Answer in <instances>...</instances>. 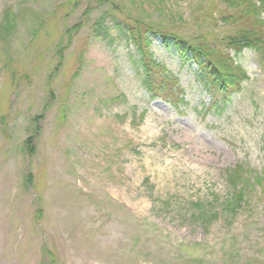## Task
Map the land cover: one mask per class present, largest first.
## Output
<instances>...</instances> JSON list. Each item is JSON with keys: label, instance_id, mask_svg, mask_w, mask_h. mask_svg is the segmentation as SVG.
<instances>
[{"label": "rangeland", "instance_id": "1", "mask_svg": "<svg viewBox=\"0 0 264 264\" xmlns=\"http://www.w3.org/2000/svg\"><path fill=\"white\" fill-rule=\"evenodd\" d=\"M8 10L0 264H264V62L222 45L221 0H0V24ZM137 23L229 55L249 79L213 108L198 66L150 33L178 107L148 88ZM237 165L257 182L233 214Z\"/></svg>", "mask_w": 264, "mask_h": 264}, {"label": "trees", "instance_id": "2", "mask_svg": "<svg viewBox=\"0 0 264 264\" xmlns=\"http://www.w3.org/2000/svg\"><path fill=\"white\" fill-rule=\"evenodd\" d=\"M225 11H219L217 19L223 26H230V32L223 38L222 45L226 49L234 51L235 56H240L244 50H255L264 62V0H221ZM10 10L3 15V24H0V32L10 35L16 27V15ZM102 20L98 23L101 26ZM140 23V22H139ZM137 23L129 26L130 40L141 55V68L146 74V83L150 92L167 99H171L175 105H185L184 93L178 87V80L166 76V68L154 60L151 51L152 41L149 34H159L168 49L177 52L181 59L193 61L202 72L201 82L204 89L211 97V107L220 110L232 102L234 96L239 94L242 85L249 79L247 71L234 58L223 53L218 57L213 55L215 51L205 45H193L182 37L147 29ZM162 77L159 84L156 77ZM36 134L29 136L26 141L27 152L34 155L36 152ZM227 179L233 189L231 201L225 205L233 214H236L246 204V196L255 181L251 179L249 171L243 165H237L228 170ZM261 183V178H258ZM202 208L201 204L196 205ZM217 216V215H216Z\"/></svg>", "mask_w": 264, "mask_h": 264}]
</instances>
